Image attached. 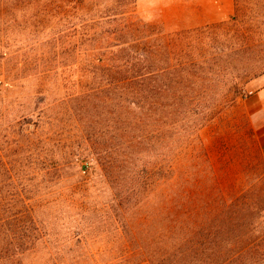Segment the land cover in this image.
Masks as SVG:
<instances>
[{"label":"rangeland","instance_id":"obj_1","mask_svg":"<svg viewBox=\"0 0 264 264\" xmlns=\"http://www.w3.org/2000/svg\"><path fill=\"white\" fill-rule=\"evenodd\" d=\"M135 7L170 38L230 21L235 0ZM42 11L0 0V261L140 264L169 245L159 237L182 214L190 246L197 232H221L203 238L189 264L220 259L215 244L246 245L249 230L264 247V72L233 103L232 78L251 68L247 57L173 73L170 95L158 90L145 126L147 117L127 113L109 72L90 66V55L103 51L86 41L81 48L72 23L49 25ZM211 34L206 52L213 37L228 44L221 31ZM177 41L172 64L204 53H181ZM197 73L200 80L190 76Z\"/></svg>","mask_w":264,"mask_h":264},{"label":"trees","instance_id":"obj_2","mask_svg":"<svg viewBox=\"0 0 264 264\" xmlns=\"http://www.w3.org/2000/svg\"><path fill=\"white\" fill-rule=\"evenodd\" d=\"M2 1L20 3L22 0ZM25 1L30 5H40L44 21L49 25L62 19L72 23L74 33L81 41V48L88 42L87 48L92 51H103L102 54L96 51L90 55V66L109 72V84L115 91L120 92V96L127 103V113L139 115V118L147 117L141 120L145 126L148 120L154 117L158 90H162L166 98L170 95L173 73H181L182 77L186 75L187 69L203 68L215 58H224L231 65L234 59L238 62L240 58L247 57L251 68L246 72L234 73V79L232 78L229 90L234 95L231 99L233 103L242 94L245 85L264 72V0H235V11L230 21L180 32L170 38L162 36L163 29L145 22L138 15L135 0ZM211 30L221 31L224 41L228 44L217 42L218 47L214 43L215 37L211 38L212 51L209 52L214 53L207 57L209 52L203 48L202 40L206 34L208 38L213 35ZM176 41L181 53L185 49L198 51L197 55L204 53L200 55L198 61L187 59L183 61L182 57L178 63L172 64V50L176 46ZM190 76L200 80L198 73ZM103 158L108 163L109 156ZM175 213L178 211L171 208V214ZM185 228L183 214L177 215L171 226L159 237L170 239L169 245L161 246L156 258L140 264H189L188 258L192 253L199 256L206 246L201 243L203 238L206 240L207 236H218L221 233L220 231L208 235L204 233L203 236L201 232H197V241L195 245L190 246L191 241ZM253 233L255 231L249 230L244 234L246 245L235 244L234 247L227 249L213 245V249L218 250L213 253H219L221 257L219 261L214 260L209 264H234L250 255L264 258V247L254 244L257 239L253 238ZM261 236L264 237V233H261ZM0 264L11 263L0 261ZM194 264L202 263L197 259Z\"/></svg>","mask_w":264,"mask_h":264},{"label":"crops","instance_id":"obj_3","mask_svg":"<svg viewBox=\"0 0 264 264\" xmlns=\"http://www.w3.org/2000/svg\"><path fill=\"white\" fill-rule=\"evenodd\" d=\"M261 134H264V131H263V133H261Z\"/></svg>","mask_w":264,"mask_h":264}]
</instances>
